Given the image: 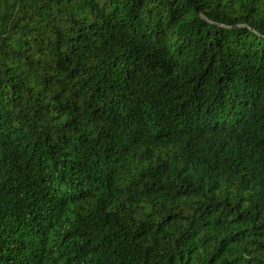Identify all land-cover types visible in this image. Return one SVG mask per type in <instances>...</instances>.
I'll use <instances>...</instances> for the list:
<instances>
[{
	"label": "trees",
	"instance_id": "1",
	"mask_svg": "<svg viewBox=\"0 0 264 264\" xmlns=\"http://www.w3.org/2000/svg\"><path fill=\"white\" fill-rule=\"evenodd\" d=\"M0 264H264V0H0Z\"/></svg>",
	"mask_w": 264,
	"mask_h": 264
}]
</instances>
